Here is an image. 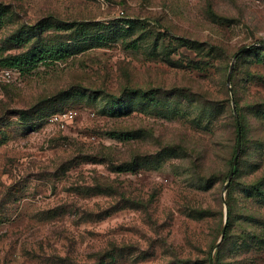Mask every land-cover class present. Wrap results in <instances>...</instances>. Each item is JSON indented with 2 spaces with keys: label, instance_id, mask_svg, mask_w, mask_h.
<instances>
[{
  "label": "rangeland",
  "instance_id": "1",
  "mask_svg": "<svg viewBox=\"0 0 264 264\" xmlns=\"http://www.w3.org/2000/svg\"><path fill=\"white\" fill-rule=\"evenodd\" d=\"M0 264H264V0H0Z\"/></svg>",
  "mask_w": 264,
  "mask_h": 264
},
{
  "label": "trees",
  "instance_id": "2",
  "mask_svg": "<svg viewBox=\"0 0 264 264\" xmlns=\"http://www.w3.org/2000/svg\"><path fill=\"white\" fill-rule=\"evenodd\" d=\"M55 23L56 24H51L50 27H53L54 30L61 33L60 38H62V40L64 41V45H62L59 48H55V49L52 48L50 50H39V51L34 50L33 52H29L28 50L23 53L9 55L1 60V66L3 68H9V69L28 70L30 67L36 66L39 63H45L47 60L50 61L67 60L70 56L75 54V51L77 50V48H79L78 46L84 44L87 41V38L92 35L91 30L89 29L91 25H88V23L86 22L73 21V22L63 23L60 21ZM133 25H134V20H129L124 22V26L128 28L133 27ZM92 26L101 27L96 32H101L99 33V35H101L99 38H101L100 40L103 42L106 41L108 42V40L112 38L110 36L118 34L117 32L123 30V27L118 28V30L116 29L109 30L110 27H102L96 24ZM33 29H36L37 33L41 35V32L39 31L38 27L35 26ZM24 34L25 35L23 37H26L29 33L24 32ZM21 40L23 39L18 38L19 43H21ZM238 54L236 56H238ZM85 90L88 89L81 87V90H77V91H85ZM89 91L92 92L93 94L97 93L96 90L90 89ZM226 95L228 96V101H229L228 91L226 92ZM205 103L210 107L217 106V103H215V101H206ZM234 108L238 116L239 127L241 130V145H242L243 124L240 115L238 113L239 109L236 106ZM46 118H44L43 120H45ZM228 118L230 121V126H228V129L230 130V137L232 139L235 149V145H236L235 143L237 137V124L235 121L233 110H231V108L229 109ZM233 174L236 175V167H234ZM227 215L230 217L229 206L227 207Z\"/></svg>",
  "mask_w": 264,
  "mask_h": 264
},
{
  "label": "water",
  "instance_id": "3",
  "mask_svg": "<svg viewBox=\"0 0 264 264\" xmlns=\"http://www.w3.org/2000/svg\"><path fill=\"white\" fill-rule=\"evenodd\" d=\"M231 68H232V65L230 67V71H231ZM229 82H230V73L227 75L226 84L229 85ZM232 107H233V113H234L235 121H236V124H237V137H236V145H235V155H234V158H233L232 166H231L230 171H229L228 182L231 180V177H232L233 172H234V166H235V163L238 160V156H239V153H240V150H241V130H240V127H239L238 116H237L236 110L234 108V105ZM222 236H223V233H222Z\"/></svg>",
  "mask_w": 264,
  "mask_h": 264
},
{
  "label": "built area",
  "instance_id": "4",
  "mask_svg": "<svg viewBox=\"0 0 264 264\" xmlns=\"http://www.w3.org/2000/svg\"><path fill=\"white\" fill-rule=\"evenodd\" d=\"M73 114L70 111H62L56 114L51 115L47 121L54 126L59 128H65L66 124L71 121Z\"/></svg>",
  "mask_w": 264,
  "mask_h": 264
}]
</instances>
